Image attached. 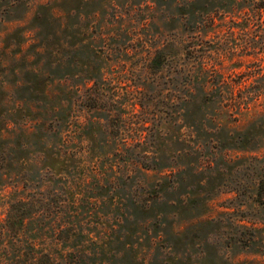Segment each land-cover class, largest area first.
<instances>
[{"label": "rangeland", "instance_id": "374dc122", "mask_svg": "<svg viewBox=\"0 0 264 264\" xmlns=\"http://www.w3.org/2000/svg\"><path fill=\"white\" fill-rule=\"evenodd\" d=\"M0 264H264V0H0Z\"/></svg>", "mask_w": 264, "mask_h": 264}]
</instances>
